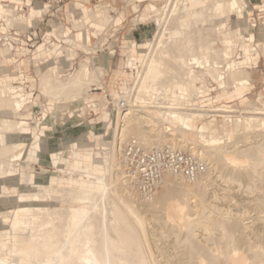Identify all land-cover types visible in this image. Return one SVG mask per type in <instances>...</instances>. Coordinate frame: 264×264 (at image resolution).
I'll return each instance as SVG.
<instances>
[{
	"label": "bare ground",
	"instance_id": "obj_1",
	"mask_svg": "<svg viewBox=\"0 0 264 264\" xmlns=\"http://www.w3.org/2000/svg\"><path fill=\"white\" fill-rule=\"evenodd\" d=\"M10 1L12 4L17 3L18 5L22 2V0H10ZM179 3H183L182 0H177L175 2V5L173 6V9H172L173 11L170 12L172 14L174 13L176 14L175 15L176 19H175V16L173 15L174 17L171 23L170 21L172 18L170 19L167 18L168 21L170 20L169 21L170 25L173 28L170 27L172 28L170 29L168 27L170 30L167 31V29L163 27L166 30V32L161 33V34L159 33L161 35V39H159L160 41L157 40L159 41V43H158L157 49L155 50V51L158 50L157 57H155L154 55H150L149 57H147V54H149V51H150V48H149L150 39H146L144 42H142L139 45V47H145L147 49V54H145L144 57L138 56V51L136 47L137 43L133 42L130 45H128L129 50H130L129 51L130 55L131 56L136 55L137 57L135 58L141 64V67L144 66V69L140 68V71H142L141 69H143V71L142 73L140 72L141 73L140 80L138 79L139 80L138 81L139 91L141 92V90L143 89H146V90L148 89L155 93V97L153 98L152 101L148 102V104L145 101V99L141 98V96H139L138 94L135 97V102L136 103L139 102L140 104H142L143 108L145 107L143 106L144 104L149 105V107L152 104L156 105V107L155 105L152 107L153 108L152 114L155 115V118L161 117L163 120H166L168 122L167 127L165 125H164L165 127L161 126L164 130V133H163L164 135L161 137L162 139L160 143L157 144L156 138L158 139L159 133L157 132V135H154V136L151 134V132L155 128V126L153 127L154 121L152 122L150 117H148L147 114L143 110L133 109L132 107L127 108L124 106L126 109H124L123 107L124 112H122L118 118V119L121 118L123 120V123L120 125L119 130L117 129L118 134H119L118 140L119 141L129 140L128 136L132 135L133 138L136 139L146 149H151L153 146L160 147V146H163V144H168L173 147L178 146V148L180 149H186V151H189L190 153L198 157L199 160L200 159L206 160V161L208 160L210 163L212 162V165L213 163L218 164L217 166L219 168H222L225 172V173H222V177L226 179L225 181L230 180L229 184L230 182H233L235 184L234 181H236L237 184L238 182H240L239 184H241L243 179L258 182L259 181V179H257L258 177L262 178L261 181L264 182V170L261 172H258V170L260 169L259 165L261 164L260 166H264L263 165L264 164V131L262 130L260 131L257 129L259 126L260 127L264 126V116H261V115H264V113H262L264 112V109H257V108L249 109L255 113L252 116H247V117L245 116L246 117L245 121L248 122L252 130H255L253 128L257 126L256 129L258 131L255 130L251 133V130H248L250 135H248V133H247V136H243L244 134L240 135L239 137L243 136L241 140V143H242L241 146H237V143H235L236 141L228 147H225V146L218 147L214 145L202 144L204 148L203 150L201 149L199 150L197 149V145L199 144H197V141H194L192 139V136L193 135L195 136V134L197 136H200V135L203 136L202 134L204 132L203 130H200L199 127H198L197 132L192 131L191 125L195 119H198L195 117L203 116L200 114V112H206L205 109L207 108L210 109V105L208 104L209 101L205 100L202 105H198V106L185 105V104H181V102L178 103L176 107L169 106L171 102L174 103V102H177L178 100H183L188 97L190 99H193L192 98L193 96L189 95V93L191 94V92H195L194 93L195 97H196V94L198 93L199 94L198 96L204 98L209 93L213 92L217 87H221L223 89L229 85L231 86L232 85L234 86L245 85V79L247 77H246V73L244 74V71H242L241 68H243V65L246 64L247 62L250 64L252 60L254 59L253 52L255 53V49H254V45H252V42L254 41V36L252 33H247V32L243 35L241 33L242 29L241 30L237 29L231 32L232 34H235V35L239 34L238 37H240L239 38L240 40L238 41H241V45H240L241 60H238L237 62L232 60L233 64L231 68V66L228 65L229 58L231 55H234V54H232V49L229 46L233 41L231 38L227 36L229 33L223 32L222 29L227 27L228 25L227 22L230 19L229 17L230 15H228V13H227L228 16H226V13H225L226 10L229 12L231 11L235 14V16L238 19V23L241 26L240 19H243V16H245V14L247 13L246 9L248 8V5L245 2V0H227V1L226 0L224 1L223 0H209V1L194 0L192 2L193 7H190L191 8L190 11L194 9L193 10L194 12L191 18V16L188 17L189 15H191L190 13H188L189 15L186 17L183 14V12L179 10L181 9L179 8L180 5H182V4L178 5ZM189 4L191 5V3ZM183 5L186 7L187 4L186 5L183 4ZM183 5L181 7L184 8ZM155 7L152 4L147 5L146 13L144 16H142V18L149 17L151 14H153L156 11ZM164 9L167 10L166 8ZM7 10L12 15V18L11 19L9 18L10 19L9 21L15 20L14 22H16L18 20H22L21 18L16 16L17 13L15 11H19L17 6L15 7V9L13 6L8 7ZM46 10H47V7L44 6L43 9L41 10L42 11L41 15H44ZM156 15H158V13H156ZM108 19H109V16L106 15V16H103L101 22L90 23V28L92 30L88 29L84 33L86 34V33L91 32L92 34H94L95 32H98V30L99 31L103 30L105 26L108 24V21L110 20ZM0 20H2L1 16H0ZM161 20L164 21L163 18ZM157 21H156V25H157ZM175 21H177V23L178 21L180 22L179 23V26L181 25L180 27L177 26L178 25L177 23L174 24L179 28H177L176 26H173V23H175ZM4 22L8 24L5 20ZM19 22L20 21H18L17 23ZM193 22L199 23L202 27L201 30L205 29V31L208 30L206 28L208 24L217 25L220 33H222V35H225L224 39H221L222 47L219 48L215 46L214 41H216L217 39L216 40L213 39L211 41L210 38H206V36L204 35L201 36L200 34H198L199 37L197 38L194 35H190L193 31L190 32L189 28L190 26L193 25V24L191 25V23ZM160 25H158V27ZM170 25H167V26H170ZM174 27H176L177 29ZM183 27L184 28L186 27V29L185 30L182 29ZM196 29L197 27L195 28V31ZM187 30L190 33H188ZM157 31H159V28ZM195 31H194V34H195ZM210 32L212 33L213 31L210 29ZM215 34L212 33V36ZM155 35L157 36V34ZM80 36L81 35L79 34L77 38L80 39ZM159 37H156V38H159ZM235 38H234V42H235ZM208 39L210 41H208ZM153 40H152V43H153ZM74 41L75 40L70 39V43H73ZM195 45L198 47H195ZM191 46H194L195 48L194 47L192 48ZM45 49H49V47L42 46L37 49V52L38 51L40 52V56L41 54H44V52H46ZM212 50L213 52L215 51L214 56L211 54ZM4 53H6L5 50H4ZM208 54H211V56ZM56 62L57 61H55V63H52L49 66L47 73H45L46 76L45 74H42V76H45V79L40 78L41 80H44L45 82H47V85L50 86L51 89L52 88L54 89V90L52 89L53 91L57 90L55 91V93L56 92L58 93V91H61L60 93L62 94V91L64 90H67V89H74V90L77 89L78 90L79 87L81 88L83 86V83H84L83 79L85 78L83 76V72L81 73V75L78 74L77 79L79 80H74L72 78H69V73L61 71L59 69L58 63ZM223 65L224 67L226 66V69L223 68ZM79 71L81 70L79 69ZM140 73H138V75ZM89 74L92 75V73H88L87 76H89ZM91 80H92V77L90 81ZM159 81H161L164 85L168 84L167 87L165 86L161 87L162 84L159 87H157L156 83ZM42 82L43 81H41V83ZM204 83H209L210 88H206V86H204L203 88L201 84H204ZM133 84H131L130 87L125 86L124 90H127V93L129 92L128 90L132 91ZM1 87L2 89H0V104L2 105V108L6 106L9 108V107H12L13 104L14 105L17 104V97L16 95L12 93V89L9 88L10 86L9 85L7 86V88H9L7 90L3 89L5 88L3 86ZM227 89L229 88L227 87ZM159 92L165 95H159L160 94ZM174 97H177L178 99ZM3 105H6V106H3ZM13 108L15 107L13 106L11 109ZM5 110L7 109L5 108ZM5 110L3 108L2 111H5ZM219 110H222V112L226 114L231 113L229 112L231 110L228 109L229 110L228 111L227 108H224V109L222 108ZM208 111L209 110H207V112ZM216 111L218 110L216 109ZM147 113H150V111ZM222 118H223V122L229 121L230 123L231 116L223 115ZM11 120L2 119V121H0V264H251V263L252 264H264V250L261 247H255L254 245H252L253 244L252 241H254L256 237L259 239V241L262 239L264 240V224H262L264 223V217L262 216L261 217L263 218V222L261 221L262 218L259 220L256 217L258 219L256 223L254 222V224H252L253 221L248 222V223H251L252 225L251 226V225H248L247 223L246 224L243 223L244 222L243 220L245 221L247 220L246 218H244L241 221L238 220V218L235 219L237 215H238L237 217H241V215H239L241 211L239 212V214L233 213L236 215V216L234 215L235 217L232 216L233 214L232 215L230 214L228 217H226L227 219L225 218V222L223 220L224 218L217 219V220L215 219L216 221L213 220L214 222H212V219H214V217H217V216L214 215V217L212 218L213 215L212 216L208 215L206 217L207 222L205 223H201L202 221L201 217L204 214L201 216V215H198L197 213L196 217L198 215L199 218L201 219L200 220L198 218L200 220L198 223L202 227L205 228L204 230L206 229L209 230V228L211 226L213 227L214 224L220 225L218 226L221 228V229L218 228L219 232L222 231L223 229L222 235H219L222 237L221 239H218L217 237L216 238L213 237L216 239L215 241L216 244L215 243H214L215 245L212 244L214 245L212 246V248L208 247V245L202 244L200 242L202 240L200 241L197 240V234H196L197 231L195 232V230L192 229L193 223H194L193 219L195 217L190 218L189 215L192 216V214H194V212H192V214L190 212L192 209L191 208L192 204H195L194 206H197V207H199L200 204L201 205L204 203L206 204L204 200L206 196L205 189L206 187L208 188L210 186L209 185L210 183L212 184V181H211L212 179L208 177V174H203L200 178L194 181H189L183 178L167 177L162 184V190L160 191V193L155 194L154 196L149 195L150 197L145 196L146 198L144 200L143 199L140 200L141 199L140 197V199L138 200L137 198L135 199L136 196L134 197L135 195L134 188L122 174L121 165L115 153L117 151L114 150L116 149L115 147L116 144H114L113 154L112 156L111 155L109 156H111L112 160H114L116 164H119L118 169L117 170L114 169L116 171L115 173L116 175L114 176L115 177L114 179H117L116 181L117 183L113 181V184H111V182L108 181L109 182L108 184V182H106L105 180L107 176L105 177V176L99 175L101 171H99V173L97 174L96 170L100 168H104L106 165L99 166L97 165V163L94 164V162H91V159L88 156H91L92 153H88V152H84V153L80 152L81 156L84 157L85 155H87V157L86 158L84 157V160H83L84 162L81 161V163L78 166L79 167L78 169H75V168L70 169L71 171H73V173H75L74 172L75 170L78 171L77 174L76 173L72 174L71 171H70L71 173L66 172L62 168H59L58 166L57 167L58 168L57 177H56L57 185L53 186L49 184L50 182L41 183L40 180H44V181L51 180L50 177L49 178L42 177L40 175L41 172L45 173V175H47V173L49 172L47 169L42 167L43 164L40 166L41 172L39 173H36L35 171H31L29 174H26V172L24 173L22 172V174H19V168L17 166L18 165L17 163L21 155L17 152V150L25 145V143L28 141L29 137L31 136L30 135L31 132H30V129L27 127L26 123L13 122ZM49 121L51 120H48V122ZM50 124L52 125L53 122L51 121ZM221 128H223V125H221ZM223 136L228 137V135L226 134L225 135L223 134ZM37 141H39V139ZM31 143L33 145V142L30 141V145ZM34 144H35V141H34ZM34 146L35 147L32 153L33 155H36V162H39V163L46 162L45 150L47 149L44 148V150L42 151L41 150L42 148H40L39 145L37 146L34 145ZM58 148H60L59 151H62L63 148H65V145L61 144L60 147ZM76 151H77V148H73L71 150V153L74 154L76 153ZM29 153L31 152H28V156L26 157L27 159H30L29 155H32ZM66 153H68V151ZM61 154H64V153H61ZM59 155L60 154H58V156ZM103 156H106V153H104ZM109 156L107 159H109ZM251 159L253 162L251 161L252 164L249 163V165H251L252 167L248 166L249 168L247 169L246 165H248V162H250ZM26 161L28 162L29 160H26ZM30 161H32V159H30ZM59 161H60V158H59ZM27 162L25 163L27 164ZM36 162H33V163L36 164ZM74 162L77 163L78 160L74 159ZM109 162H111L110 159H109ZM209 162H208V165H209ZM33 163H30V164H33ZM89 163L90 165L86 167ZM50 164L59 165V163L56 160H53ZM109 164L110 163H107V165ZM63 165L64 167H66L65 164ZM255 165L258 166L259 169H256L257 167L253 168L255 167ZM107 167L108 166H106V170H107ZM80 169L83 174V175L81 174V176H80ZM108 170H109V167H108ZM16 180H19V182L16 183ZM107 180H109V177ZM245 180L244 182H246ZM110 184L112 187L108 188L109 187L108 185ZM18 185H20V188H18ZM250 187H252V185ZM261 187H259V189ZM12 191H15L17 193V196H18L17 198L15 197L16 195L12 194ZM226 191L227 190L225 189V192ZM228 191L226 193H228ZM263 191H264V188H263ZM225 192H224L223 198H224V202L226 203L228 202V204L230 202H233V204H236V205L237 203H240V202H245V204L247 203L250 204V202H252L251 200H249L251 199V196L249 199L248 198L235 199V197L229 198V195L232 196L231 195L232 193L226 195ZM124 193H126L127 196L126 195L124 196L123 195ZM257 196L256 198L259 199V196L258 197ZM114 198H117L116 200L119 202L120 205L116 202V200L114 201ZM253 199L255 200V198ZM256 200L255 202L259 201V200L258 201ZM53 201L56 202L57 204L55 207H52L50 205V203ZM259 202L261 204L263 202L264 204V201L262 200H260ZM159 204L163 205L162 206L163 213L161 214H163L164 220H166L165 223H168V222L173 223L172 225L170 223V226H172L174 232L175 230H179V231L185 230L186 231V233L184 232L185 237L182 235L185 238L184 241L186 242V246L185 244L183 246V247H186L183 249V251L185 252H182V254L183 253L184 254L186 253V254L185 256L182 255L183 257L180 256L178 258L177 256V258H173L172 253L173 255L176 254L173 251H171L172 253L171 255H169L168 249L165 248V246H167L168 243H166V245L164 244L165 245L164 247L162 243H161L162 244L161 246H159L157 243L154 244L157 241V239L154 240V238L158 237V235L156 236L157 230H155L154 228L152 230H147L148 228L144 227L142 223L143 220L140 218L139 216L140 214L138 215L137 211L139 209L141 210L145 209L146 211L151 212L150 208L151 209L155 208L156 205H158L160 208ZM257 204L258 203L254 205L257 206ZM203 206L202 208L205 210L204 208L205 206L204 207ZM197 207L195 208V211ZM2 208L3 209L10 208L11 211L10 212L3 211ZM204 210H202V213L205 212ZM188 212H190V214ZM225 214H228V212H226ZM229 217L230 218L234 217L235 221L230 220V219L228 220ZM256 218H254L253 220H255ZM129 220L130 221L135 220V221L129 223ZM154 220L156 221V219ZM227 220L229 222L232 221L233 223L230 225H226ZM260 221L262 223H260ZM134 222H136L137 224H141V226L140 225L137 226L136 224L132 225ZM129 224L132 227L136 226V227L141 228L140 229V231L142 230L141 234L135 235V233H132L134 232L132 230L131 232L130 230L129 231L126 230V233H123L125 231L122 230L123 231L122 232L120 230V229L125 230L128 226H129L128 228H131ZM199 224H197L196 227L201 228V226H198ZM142 225H143V228H146L147 231L142 228ZM251 227L253 228L250 229V231L248 232V235L250 234V237L253 235L255 238L253 237L254 240L252 239V241L250 240L249 242L248 239H250V237L249 238L247 237L248 235L245 233V230L247 231V229ZM162 231H163V228H162ZM236 231H238L239 233H237ZM137 233L138 232L136 231V234ZM176 233L174 234L176 235ZM135 236L137 238L139 236V240L141 239V243H143L144 246H146L147 244L149 245V246L147 245L145 248L143 247L146 250V252L145 251L144 252L146 254L148 253L147 255L149 256L148 258H146L147 255L142 256V257L145 256L143 258L144 261L146 258L145 262L141 261L142 254L139 252L143 245L140 246L139 244L140 242L138 241L137 238H135ZM211 238L212 236L210 237L209 235L208 237H206V240L207 239L211 240ZM213 238L211 242L215 240ZM143 239H146V242L145 241L142 242ZM134 240L137 243L134 242ZM149 240H152L153 243H151ZM91 242H93V244H91ZM258 242L255 245H257ZM132 243L137 244V245L135 244L136 246H138V248L136 249H139V246H140L139 251L134 249L133 248L134 246L131 247ZM150 243L151 245L154 244L156 253L158 254V256L156 257L154 256L155 251L153 247L151 249L152 251H154L153 252L154 254L152 253V251H149V247H151ZM170 246L171 248L173 247L172 244ZM131 248H133L137 252L136 253L134 250H132L135 252L136 259H139L138 260L139 262L138 261H135L136 263L133 262V260H136V259L133 257L134 253L130 251ZM125 250H127V252ZM176 250L177 251L182 250V248L181 249L176 248ZM157 257L158 258L161 257V258L157 259Z\"/></svg>",
	"mask_w": 264,
	"mask_h": 264
},
{
	"label": "rangeland",
	"instance_id": "obj_2",
	"mask_svg": "<svg viewBox=\"0 0 264 264\" xmlns=\"http://www.w3.org/2000/svg\"><path fill=\"white\" fill-rule=\"evenodd\" d=\"M53 1H55V0H22V2L18 5L17 3L12 4L10 0H0V5H1L0 6V12H1L0 16L2 17V20H0V89H2L1 86L5 87L3 89H6V90L10 88V89H12V93L14 95H16V97H17V104L12 105V107L14 106L15 108L11 109L12 107L8 108L6 105H3V106H6L3 108H4V110H5V108L7 109L5 111L6 112L8 111L7 113L9 115L5 111H2L3 108H2V105L0 104V108L2 109V110L0 109V121H2V119L3 120H7V119L11 120L12 119L11 121H13V122H24L27 124V127L30 129V132H31L30 135L31 136L29 137L28 141L25 143V145L23 147H21L20 149L17 150V152L21 155L19 158L20 160L18 159V163H17L18 164L17 166L19 168V174H22V172L23 173L26 172V174H29L31 171H35L36 173H39V172H41L40 166L43 164L42 167L47 169L49 172L47 173V175H45V173L41 172L40 175L42 177H48V178L50 177L51 180H49V181L48 180H46V181L40 180V182L41 183H49L50 182L49 184L55 186V185H57V183H56L57 169H58L57 167L59 166V168H62L66 172H70L71 171L70 169H72V168L78 169L79 168L78 166L81 163V161L84 160V157L85 158L87 157V155H85L84 157L81 156L80 152H82V153L88 152V153H92L91 156H88L91 159V162H94V164L97 163V165H99V166H105L106 165L109 167V170H108V167L106 170V166H105L104 168H100V169L96 170V172L98 174L99 171H101V173H99V175L105 176V177L107 176L105 178L106 182L109 181V182H111V184H113V181L114 182L117 181V179H114L115 178L114 176L116 175L115 170L118 169L119 164H116V162L114 160H112L111 156L113 154L114 144H116V145L118 144V141H119L118 140V137H119L118 130H119L120 125L123 123V120L121 118L120 119H118V118H119V115L122 112H124V109H126L125 107H127V108L132 107L133 109L143 110L147 114V116L150 117L152 122L154 121L153 127L155 126V128L151 132V134L154 136V135H157V132L159 133L158 139L156 138L157 144L160 143V141L162 139L161 137L164 135L163 134L164 130L162 127L168 126V124H167L168 122L166 120H163L161 117L155 118V115L152 114V111H153L152 107L155 104L150 105V107H149V105L144 104L143 106H145V107L143 108L142 104H140L139 102L138 103L135 102V97L138 94L139 96H141V98H144L148 104V102L152 101L153 98L155 97V93L151 90H148V89L147 90L143 89L144 91L141 90V92L139 91V87H138L139 82L138 81L140 80V76H141V73L144 69V66L142 65L143 67H141V64L135 58L137 56L136 55L131 56L130 52H128V50L125 49L124 46L130 45L133 42L137 43L136 47H137V51H138V56L144 57L145 54H147V49L145 47H139V45L142 42H144L146 39H150L149 40L150 51L148 50L149 54H147V57H149L150 55H154L155 57H157L158 56V53H157L158 50L157 51H155V50L157 49L158 43L160 41L159 39H161L160 34L166 32L165 29H167V31H168V30L173 28L170 25V22L172 23L173 17L176 14L175 13L172 14L170 12L173 11L172 10L173 6L175 5V2L177 0H63V4L61 6V9H59L57 11L52 10L51 12L49 11L50 12L49 14H47V12H48L47 11L46 13H44V18L42 21H40L37 24L32 25V26H26L30 23V21L33 18L37 19V18L41 17V14H42L41 10L43 9L42 7L47 6L49 3H52ZM193 1L194 0H182L183 3L178 4V5H180V4L186 5L187 4L186 7L183 5L185 9L183 7H181L182 5H180V7L177 6V7L181 8L179 10H181L186 17L189 15L188 13H190L191 15H189L188 17L191 16V18H192L194 9L192 8L193 10L190 11V9H191L190 7H193V3H192ZM206 1H209V0H206ZM77 2L85 5L86 7H88V9L87 8L83 9V15L85 16V19H80V23H78V21H77L76 24L74 25L72 21L67 19L66 12H67V6H71L72 10L70 13L74 17L76 15H79L80 13H78V11L75 10V6H74L75 3H77ZM245 2L247 3L248 8L246 9L247 13L245 14V16H243V19H240L241 26L239 25L238 19L235 16V14L231 11L229 12L226 10V12H225L226 16L230 15L229 16L230 19L227 22V24H228L227 27L222 29L223 32L229 33L227 36L229 38H231L233 41L230 44V46L228 45L232 49V54H234V55H231L229 58L228 65L231 66V68H232L233 61L237 62L238 60H241V54H240L241 53L240 52L241 41H238V40H240L239 39L240 37H238L239 34L235 35V34H232L231 32H233L237 29H240V30L242 29L241 33L243 35L247 32V33H252L254 36V41L252 42V45H254V49H255V53L253 52V54H254L253 58L254 59L252 60V62L250 64L247 62L246 64L243 65V68H241L242 71H244V74L246 73V77H247L245 79V85H242V86H238V85L237 86H234V85L231 86V85H229L231 87L230 88L229 86H227L229 89H227V87L223 88V89L221 87H217L213 92L209 93L204 98L198 96L199 95L198 93L196 94V97H195V94H194L195 92H191V94L189 93V95L193 96L192 98L194 100L190 99L188 97V98H185L183 100H178L177 102H174V103L171 102L169 105L172 107H176L177 104L181 102V104H185V105L198 106V105H202L205 100L209 101L208 104L210 105V109L207 108V109H205L206 112H200V114L203 116L202 117H195L198 119H195L191 125L192 131L197 132L198 127H199L200 130H203V132H204L202 134L203 136H201V135L197 136L196 134H195V136L194 135L192 136V139L194 141H197V144H199V145H197V149H199V150L200 149L203 150L204 147L202 144L214 145V146H218V147L219 146L220 147H222V146L228 147L236 141L235 143H237V146H241L242 145V143H241L242 137L247 136V133H248V135H250L248 130H251V133L255 130L256 131H258V130L264 131V126H261V127L259 126L258 128H257V126H255V128H253L255 130H252L250 125L248 124V122L245 121V118L247 116H252L255 113L252 110H249L250 108L264 109V54H263V52H264V0H245ZM189 3H191V5ZM149 4H152L154 7L156 6L155 12L158 13V15H156V13L154 12L149 17L142 18V16H144L146 13V6ZM164 5H165V7H164ZM11 6H13L14 9L17 6L18 10H20V8L23 7L22 11H15L17 13L16 16L22 19V20H18V21H20L19 23H17L18 21L14 22L15 20L9 21L12 18V15L7 10V8L11 7ZM187 6H189V7H187ZM163 7L166 8L167 10H165ZM158 10L159 11L161 10L162 13H161V11L159 12ZM86 13H89V16H87ZM227 13H228V15H227ZM171 14H172V16H171ZM106 15L109 16V19H110V20L108 19L109 20L108 24L104 28V29H106V31H104V29L101 30V32L99 33L98 36H97L98 32H95L94 34H92L91 32L86 33V35H85L86 36V42L85 43L80 42V40L77 37L76 38L75 37H69L68 38V43L71 46L73 45L72 48L70 46H67V48H69L67 53H66L67 54L66 58H68V61L65 60V58H61V60H58V58H60V56L62 55L61 49L60 48L58 49L57 46L52 43V42H56L54 40L55 38L57 39V38H59V36H61V35L58 36V34H57V37H55V36L51 37L52 38V42L50 43L52 46L51 49L50 48L47 50L45 49L46 52H44V54H41V56H40L39 51L38 52H37V50L35 51V49L38 47V45L42 44L44 42L47 34L49 32H51L52 24H56V25L64 24L65 29L68 28L69 30H71L72 33H76L77 32L76 29L79 30L80 33H82V32L87 31L88 29L92 30L90 28V23L101 22L103 16H106ZM154 15H155V17H154ZM120 16L122 17L120 20L116 19ZM157 16H159V17H157ZM99 17H101L100 21H98ZM161 17L163 18L164 21L161 20L162 19ZM167 18H169V19L172 18V19H171V21L169 20L170 21L169 22ZM75 19H76V17H75ZM155 19H157L159 22ZM175 19H176V16H175ZM223 19H225V18H223ZM4 20L8 24H6L4 22ZM119 21H121V22H119ZM156 21H157V25H156ZM168 22H169V24H168ZM120 23H121V25H120ZM176 23H177V21H175V23H173V26H176V25H174ZM179 23L180 22L178 21L177 26H179ZM18 24H20V25H18ZM158 25H160V26L158 27ZM167 25H170V26H167ZM191 25L193 27L190 26L189 29H190V32L193 31L192 32L193 34L191 33L190 35H194L196 38L199 37L198 34H200L201 36L204 35V36H206V38H210L211 41L213 39H215V40L217 39L216 41H214L215 46L219 47V48L222 47L221 46V39H224L225 35H222V33H220L217 25L208 24L206 26V28L208 29V30L206 29L207 31H205V29L201 30L202 27L197 22H193V23H191ZM236 25H238L239 27ZM79 26H80V28H79ZM76 27H78V28H76ZM168 27L169 28L172 27V28L169 29ZM176 27H174V28H176ZM179 27H177V28H179ZM196 27H197V29H196L197 32L195 31ZM158 28H159V31H157ZM182 29L185 30L186 27L185 28L183 27ZM210 29L213 31L212 32L213 34H215V33L216 34L212 36ZM194 31H195V34L197 33L196 35L194 34ZM187 32L190 33L188 30H187ZM91 34H92V36H90ZM155 34H157V36ZM209 34H210V36H209ZM155 36L156 37L160 36V37L156 38ZM218 37H220V38H218ZM235 37H237V38H235ZM234 38H235L236 43L234 42ZM70 39H73L75 41L73 43H70ZM218 39L220 40V42ZM152 40H153V43H152ZM157 40H159V41H157ZM210 40L208 39V41H210ZM156 42H157V44H156ZM42 46H45V45H40L38 48H40ZM191 47L193 48L194 46H191ZM195 47H198V46L195 45ZM4 50L6 51V53H4ZM7 52H8V54H7ZM211 52H212L211 54L214 56L215 51L213 52V50H212ZM126 53H129V55H127ZM63 54H65V53H63ZM211 54H208V55L211 56ZM54 60L57 61L56 63H58L59 69L61 71L69 73V78H72L74 80H79V79H77L78 74L81 75V73L83 72V76L85 77L83 79L84 80L83 86L81 88L79 87L78 90L77 89L76 90L67 89V90L62 91V94L60 93L61 91H58V93H60V94H58L57 92H56L57 93L56 94L55 91H57V90L53 91L54 89L52 88L53 89L52 90L51 87L47 85V82L40 79V78L45 79V76H46L45 73H47L49 66L52 63H55ZM70 60H71V62H69ZM38 62H39V64H38L39 66L37 65ZM80 66H82V67H80ZM140 68H143V69H141L142 71H140ZM223 68L226 69V66L224 67V65H223ZM79 69L81 71H79ZM88 73H92V75L89 74V76H87ZM138 73H140V74L138 75ZM42 74H45V76H42ZM91 77H92V80L90 81ZM87 79H88V81H87ZM41 81H43V82L41 83ZM161 81H163V80H161ZM161 81H159L160 83L157 82L159 84L156 83V86L159 87L162 84L161 87L162 86L167 87L168 84L164 85ZM45 83H46L47 87H46ZM7 84L10 86L9 88H7V86H8ZM131 84H133L132 91L128 90L129 92L127 93V90H124V87L125 86L130 87ZM84 85H86V86H84ZM11 86H12V88H11ZM201 86L203 88H204V86H206V88H210L209 83L201 84ZM159 93H160L159 95H165V94H162L161 92H159ZM166 95H168V94H166ZM174 98L178 99L177 97H174ZM121 102L124 104L125 107L121 105L122 104ZM123 107H124V109H123ZM155 107H156V105H155ZM22 108H23V110H22ZM222 108L223 109L227 108V110L228 109L231 110V111L228 110L231 113H228V114L223 113L222 110H219ZM216 109L218 111H216ZM207 110H209V111L207 112ZM211 110H212V112H211ZM146 111L147 112L150 111V113H147ZM17 112L19 113V115ZM262 113H264V112H262ZM223 115L231 116L230 123H229V121L223 122V118H222ZM261 116H264V115H261ZM48 120H51L53 122V124L51 125L50 124L51 121L48 122ZM159 121H160V123H159ZM163 123H165V124H163ZM221 125H223V128H221ZM159 127L161 130L159 129ZM244 132H246V133H244ZM223 134L228 135V137L223 136ZM240 135H243V136L239 137ZM32 136H33V138H32ZM35 138L37 140L39 139V141H41V142L37 141ZM128 138L131 139V138H133V136L132 135L128 136ZM115 140L117 143L115 142ZM30 141L33 142V145H32V143L30 145ZM34 141H35V144H34ZM61 144L65 145V148H63V150H62L63 152L59 151L60 148H58V147H60ZM34 145H36V146L39 145L40 148H42L41 149L42 151L44 150V148L47 149V150H45L46 162H44V163L36 162V155H33V153H32L34 150V147H35ZM116 145H115V147L117 149ZM163 145H166V144H163ZM30 147H31V149H30ZM153 147H157V146H153ZM176 147H178V146H176ZM73 148H77V151L74 154L71 153V150ZM116 149H114V150L117 151ZM66 150L68 151V153H66L67 152ZM184 150H186V149H184ZM28 152H31L29 154H32V155H29L30 159H32V161H30V159L26 158L28 156ZM61 153H64V154H61ZM104 153H106V156H103ZM115 153H116V156L118 157L117 152H115ZM58 154H60V155L58 156ZM109 155H111V156H109ZM108 156H109V159L111 162H109V159H107ZM58 157L60 158V161H59ZM24 158H26V159H24ZM74 159H77L78 162L75 163ZM197 159H199V158L197 157ZM26 160H29L28 162H30V163L36 162V164L35 163L30 164ZM53 160H56L59 163V165L58 164H56V165L50 164ZM72 161L74 164L72 163ZM200 161H203L202 163L205 164L206 171L204 174H208V177L210 179H212L211 180L212 184L210 183L209 184L210 186L208 185L209 187L208 188L206 187V189H205L206 190V192H205L206 196H205L204 200H205L206 204L203 202L204 204H202V205L200 204L199 207L194 206L195 204H192L191 205L192 209L190 208L191 211L190 210L189 211L191 212V214H192V212H194L195 216H194V214H192V216L191 215H189V216H190V218H193V217L197 218V219H195V218L193 219L194 223H193V227H192V229H194L195 232L197 231L196 232L197 240L198 241L202 240V241H200L202 244L208 245V247L212 248V246H214L216 244L215 238L216 237L218 239L222 238L219 235H222L223 229H222V231L219 232L218 228H220V227H218V226H220V225L214 224L213 227L211 226L209 228V230L206 229L207 230L206 231V230H204L205 228L202 227L198 222L201 219H202L201 223L207 222L206 217L208 215H210V216L213 215L212 218L214 217V215L217 216V217H214V219H212V222L216 221L217 219H221V218L222 219L224 218L223 220L225 222V218L228 217L230 214L231 215L233 213L239 214V212L241 211L239 214V215H241V217H237L238 215L236 216L235 214H233L232 216L235 215L236 216V217L234 216L235 219L238 218V220H240V221L243 220L244 218H246L247 220L246 221L243 220L244 222L243 221L242 222L245 224L247 223L248 225H251V223H248V222L253 221L252 224H254V222L256 223L258 219L260 220L262 217H264V212H263L264 211V206H263L264 204L262 202V204H263L262 205L259 202L260 200L264 201L263 200L264 199V191H263L264 182L261 181L262 178L258 177L257 178V179H259L258 182L243 179L242 183L244 182V180L246 182H244L243 184L241 183L242 185L239 184L240 182H238V184H237L236 181H234L235 184L233 182H230V184H229L230 180L225 181L226 179L224 177H222V173H225V172L222 168H219L217 166L218 164L213 163V165H212V162L210 163L208 160L206 161V160L200 159ZM251 161H252V159L250 160V162H248V165H246L247 169L249 168L248 166H251V165H249V163L252 164L253 161L252 162ZM25 162H27V164ZM106 162L110 163L109 164L110 166L107 165ZM113 162H114V164H113ZM208 162H209V165H208ZM60 163H62V164H60ZM63 164H65L66 167H64ZM20 165L25 169H23ZM89 165H90V163L86 167H88ZM114 165L116 166V168ZM260 165H259V167L261 170L256 165L253 168L257 167L256 169H259L258 172H261L264 170V166H260ZM261 167H263V168H261ZM71 172H72V174L78 173V171H76V170L74 171L75 173H73V171H71ZM81 174H82V171L80 169V176H81ZM108 177H109V180H107ZM111 179H113V180H111ZM18 182H19V180H16V183H18ZM109 182H108V184H109ZM248 182H249V184L252 185V187H250L251 185H249ZM231 183H233V184H231ZM111 184L108 185L109 186L108 188L112 187ZM227 186H228V188H227ZM230 187H232V188H230ZM259 187H261V188L259 189ZM18 188H20V185H18ZM225 189L227 191L229 190L228 193H226L227 191L225 192ZM161 190H162V185L154 193L150 194V196L151 195L154 196L155 194L160 193ZM260 191H262V192H260ZM14 192L15 191H12V194L16 195L15 197L17 198L18 197L17 193L16 192L14 193ZM224 192L226 193V195L232 193L231 194L232 196L229 195V198L235 197V199H237V198L238 199H240V198H242V199L248 198L249 199L251 196V199H249V200H251L252 202H250V204L247 203L248 205L245 204V202L237 203V205L233 204V202H230L228 204V202L227 203L224 202V198H223ZM134 193H135L134 197L136 196L135 199L137 198L139 200L141 197L140 200H142V199L144 200L146 198L145 196H142V195L140 196V194L137 192H134ZM260 193H261V195H260ZM123 195L127 196L126 193H124ZM257 195L259 196V199L256 198ZM150 196L148 195V197H150ZM260 196H261V198H260ZM253 198H255V200L257 199L256 201H258V200L259 201L255 202V200ZM116 199L117 198H114V201ZM116 202L119 204V202L117 200H116ZM209 202H210V204H209ZM256 203H258L257 206H255ZM50 205L52 207H55L57 204H56V202L53 201L50 203ZM162 206L163 205H160V208H159V206L156 205L155 208H152V209L150 208L151 212L146 211L145 209L144 210L139 209L137 212H138V215L140 214L139 216L143 220L142 223H143L144 227L148 228L147 230H152L153 228L155 230H157L156 236L158 235V237L154 238V240L157 239V241L154 244L157 243L159 246H161L163 244V247H164L166 245V243H168V245L165 246V248L168 249L169 255H171V253H172L171 251L176 253V254H174L175 256L172 253L173 258H177V256L179 258L182 255L185 256L186 253L182 254V252H185V251H183V249L186 248V247H183L184 244L186 246V242L184 241L186 231L185 230H183V231L182 230L181 231L175 230V232H174L172 226H170L171 222L165 223L166 220H164V216H163V214H161V213H163V209H162L163 207ZM202 206L205 208V210L202 208ZM211 206H213V207H211ZM214 206H215V208H214ZM196 207H197V209L195 211ZM198 208H200V209H198ZM254 209H255V211H254ZM2 210L7 211V212L11 211L10 208H8V209L2 208ZM158 210H159V212H158ZM202 210H204L205 212L203 211L204 213H202ZM206 211H208V212H206ZM190 212H188V213L190 214ZM226 212H228V214H225ZM243 212H245V213H243ZM153 213H155V214H153ZM197 213H198V215H201V216L203 214L204 215L200 219L198 215L196 217ZM154 216H155V218H154ZM156 217H158V218H156ZM218 217H220V218H218ZM230 217L228 218V220L230 219V220L235 221L234 217H232V218H230ZM254 218H256V219L253 220ZM154 219H156V221ZM228 220L226 221L227 222L226 225H230L233 223L232 221L229 222ZM133 221H135V220H132V221L129 220V223L133 222ZM261 221L263 222V218L261 219ZM261 221H260V223H262ZM152 222H154V223H152ZM134 224H136L137 226H139V225L141 226V224H137L136 222H134L132 225H134ZM172 224L173 223H171V225ZM197 224H199L198 226H201V228L196 227ZM262 224H264V223H262ZM143 225H142V228H143ZM163 225H164V227H163ZM149 226H151V227H149ZM130 227L131 228H128V229L126 228L125 230L120 229V228L119 229L121 231L122 230L125 231V232L122 231L123 233H126V230L127 231L130 230V232L132 230V231H134L132 233H135V235L141 234V231H142V230L140 231L141 228L136 227V226L132 227L131 225H130ZM146 228H143V229L146 230ZM162 228H163V231H162ZM252 228L253 227L247 229V231L245 230V233L248 235V232ZM134 229H136V230H134ZM136 231L138 232L137 234H136ZM139 231H140V233H139ZM176 232H178V233H176ZM236 232L239 233L238 231H236ZM159 233H160V235H159ZM174 233H176V235L178 234L179 236L178 235L176 236ZM215 233H216V235H215ZM198 235H200V236H198ZM209 235H210V237L212 236V238L215 237V238H213V239H215V240H213V242H211L212 238H211V240H209V239L206 240V237H208ZM159 237H160V239H159ZM247 237L249 238L250 234ZM253 237L254 236L252 235L250 237V239L247 238L249 240V242H250V240L252 241V239L254 240L255 237L254 238ZM135 238H137V237L135 236ZM137 239L140 242L139 243L140 246L143 245V243H141V239L139 240V236ZM137 239H136V241H137ZM177 239H179V240H177ZM256 239H258V238L256 237ZM256 239L254 241H252L253 242L252 245H254L255 247H261L264 250V242H263L264 240L262 239L263 241L260 240V241H262V242H260L259 239L258 240H256ZM180 240H182V241H180ZM136 241L134 240V242H136ZM143 241L146 242V239H143L142 242ZM149 241L151 243H153L152 240H149ZM178 242H179V244H178ZM207 242H209V243H207ZM257 242H258V244L255 245ZM151 243H150L151 247H149V251H152L151 248L153 247L155 254L153 253L154 251H152V253L156 257V256H158V254L156 253V249H155L154 244L151 245ZM88 244H89V242H88ZM91 244H93V242H91ZM135 244L132 243V245H131V247L134 246L133 247L134 249L138 248V246H136L137 244L136 245ZM171 244L173 245L172 248L170 246ZM212 244H214V245H212ZM140 246H139V249H140ZM146 246L143 245L141 247L142 250L140 249V251H139V249H136L137 251H139L142 254L141 257L143 255L146 256L148 254V253L147 254L145 253L146 250L144 248ZM168 246H170V247H168ZM175 247L177 249L182 248V250L177 251ZM133 248H131L130 251L134 250ZM174 248H175V250H174ZM213 248H215V247H213ZM125 251L127 252V250H125ZM134 251H132L134 253V254L133 253L132 254L134 255L133 257L136 259V256H135L136 251L135 252ZM144 257H142V259H141V261H143V262H145L146 258H148L149 256L148 255L146 256L145 261L143 260ZM160 258L161 257H159V258L157 257V259H160ZM138 260L139 259L133 260V262L138 261Z\"/></svg>",
	"mask_w": 264,
	"mask_h": 264
},
{
	"label": "built area",
	"instance_id": "obj_3",
	"mask_svg": "<svg viewBox=\"0 0 264 264\" xmlns=\"http://www.w3.org/2000/svg\"><path fill=\"white\" fill-rule=\"evenodd\" d=\"M62 4L63 0H55L49 3L46 6L47 14L52 10L57 11L61 9ZM75 17L78 23H80V15H76ZM60 25L64 30L68 29H65L64 24ZM57 34L62 37L59 36L57 39L54 37L56 42L52 43L58 44L63 50H68L67 46L73 47V45L71 46L65 42L67 38L61 34V31L57 32ZM121 105L124 106L123 103ZM117 154L123 176L132 185L135 192L142 196L154 193L161 187L167 177L194 181L200 178L206 171L205 164L197 159L195 155L168 144L146 149L136 139L131 138L129 140L118 141Z\"/></svg>",
	"mask_w": 264,
	"mask_h": 264
},
{
	"label": "crops",
	"instance_id": "obj_4",
	"mask_svg": "<svg viewBox=\"0 0 264 264\" xmlns=\"http://www.w3.org/2000/svg\"><path fill=\"white\" fill-rule=\"evenodd\" d=\"M22 6V5H21ZM75 10H77L78 11V13H80L79 15H80V19H85V16L83 15V9L84 8H87L88 9V7H86L85 5H83V4H81V3H79V2H77V3H75ZM43 8V7H42ZM23 10V7L22 8H20V10L19 11H22ZM71 6H67V12H66V14H67V19H69L70 21H72L73 22V24L75 25L76 24V22H77V20L75 19V17L70 13L71 12ZM86 15L87 16H89V13H86ZM43 18H44V15H41V17H39V18H33L31 21H30V23L28 24V25H26V26H32V25H35V24H37L38 22H40V21H42L43 20ZM122 17L120 16V17H118V18H116V19H118V20H120ZM101 20V17H99L98 18V21H100ZM119 22H121V21H119ZM75 28V27H74ZM63 28L61 27V25H56V24H52V30H51V32H49L48 34H47V36H46V39L44 40V42L42 43V44H39L38 45V47L40 46V45H45L46 47H49L50 49H51V42H52V39H51V37L52 36H55V37H57V32H59V31H61V34L64 36V37H66L67 39L65 40V42L66 43H68V38L69 37H77L79 34L81 35V37H80V42H82V43H85L86 42V34L84 33V32H82V33H80V31L79 30H77L76 29V33H71V32H69V29H66V30H62ZM101 31H99L98 30V34H97V36L99 35V33H100ZM90 36H92V34L90 35ZM54 45H56L57 46V48L59 49H61V52H62V55L60 56V58H58V60H61V58H65V60H67L68 61V58H66V56H67V51L68 50H63L58 44H56V43H53ZM37 47V48H38ZM37 48L35 49V51L37 50ZM124 48L125 49H127L128 50V52L130 51L129 50V47H128V45H126V46H124ZM47 50V49H46ZM63 53H65V54H63ZM127 55H129V53H126ZM126 55V56H127ZM122 60V59H121ZM34 64V63H33ZM39 64V62L37 63V65ZM35 65V64H34ZM36 66V65H35ZM39 66V65H38Z\"/></svg>",
	"mask_w": 264,
	"mask_h": 264
}]
</instances>
